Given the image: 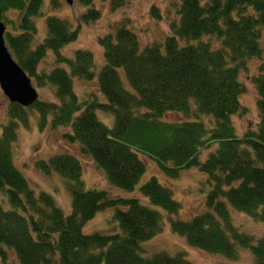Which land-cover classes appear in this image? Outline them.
Instances as JSON below:
<instances>
[{"label":"trees","instance_id":"trees-1","mask_svg":"<svg viewBox=\"0 0 264 264\" xmlns=\"http://www.w3.org/2000/svg\"><path fill=\"white\" fill-rule=\"evenodd\" d=\"M78 1L86 9L77 24L48 14L40 39L37 20L44 16V0H0L3 40L13 61L55 99L37 98L28 106L8 101L6 122L0 120V264H193L183 252L144 254L141 245L162 229L161 211L186 244L230 260L245 249L254 264H264V233L255 239L234 226L230 215L235 210L264 224V0H178L170 34L144 46L125 20L118 21L97 39L103 50L97 79L89 50L62 52L81 23L99 17L92 0ZM57 5L50 0L51 8ZM49 51L54 66L37 70ZM251 58L260 60L251 80L258 121L239 136L232 116L246 112L239 103L245 91L239 76ZM75 79H95L102 99L94 93L79 97ZM98 112L110 115L112 125ZM166 113L184 120L166 121ZM31 117L40 128L47 123L67 128L64 139L76 143L109 184L125 193L145 172L141 156L170 178L197 169L208 186L203 210L186 220L178 217L180 203L154 175L138 188L146 204L87 189L73 154L36 159V171L63 181L71 203L65 214L51 194L31 187L13 162L17 127H27ZM203 150H210L204 160ZM107 208L113 209V227L85 234L83 225Z\"/></svg>","mask_w":264,"mask_h":264},{"label":"rangeland","instance_id":"rangeland-1","mask_svg":"<svg viewBox=\"0 0 264 264\" xmlns=\"http://www.w3.org/2000/svg\"><path fill=\"white\" fill-rule=\"evenodd\" d=\"M59 5L56 8H51L50 0H44V16L37 20L38 35L41 39L44 35V19L48 14L66 18L73 26L78 22L79 14L85 11V7L78 0H72L69 4L65 0H56ZM92 7L97 9L99 17L97 20H91L86 23H81L77 38L71 43L63 47L62 52L66 56H72L76 48L89 50L94 57L96 76L100 66L103 64V50L98 44V37L108 33L118 21L125 20L128 25L134 30L139 40L140 46H144L150 42H161L166 35L170 34L169 24L175 19V9L178 0H92ZM112 2L116 5L112 7ZM151 8H154V14L151 13ZM156 13V14H155ZM16 15V13H10ZM203 41H208L212 47L217 48L218 42L213 38H202ZM49 51L48 54L41 60L37 70H49L54 66L53 56ZM260 60L257 58L248 59L247 70L240 73V82L245 86V91L240 95L239 100L246 112L242 115L232 116V122L236 131V135L241 136L243 132L255 126L258 121V110L256 107L257 91L253 84L252 75L256 74L257 66ZM121 76L123 72L119 69ZM74 89L79 97H86L90 93L96 94L100 99L102 96L99 93L97 82L94 80L86 83L77 82L74 80ZM32 86L36 89L37 98L45 101H55L54 95L47 88H39L30 80ZM6 103L8 99L0 89V120L6 122ZM32 104V103H31ZM100 119L108 126L112 125L111 116L105 115L102 112L97 113ZM166 121H181L184 117L179 113H166L162 117ZM50 117H48V122ZM27 127L19 125L17 127V141L15 145V153L13 162L26 177L31 184V187L36 190H43L54 197L57 205L68 214L71 210L70 196L64 189L61 178L52 174L51 176H43L34 168V161L38 158H46L51 154L67 152L76 156L82 165L81 178L83 185L88 189L104 190L110 196L137 197L141 203H146L147 200L138 193V188L144 181H147L151 176H156L158 181L169 187L173 197L180 203L181 209L178 217L189 219L194 214L203 210L205 195L208 186L205 182L206 175L195 168L182 170L177 178H170L159 171L156 164L149 158L141 156L145 163V172L140 178L139 183L132 192H126L109 184L105 174L96 168L92 158L81 154L78 145L64 139L63 132L67 130L64 127L51 128L47 123L43 128L38 126L35 118H30ZM213 149L215 146H212ZM211 149V150H213ZM210 150H203L202 156L204 160ZM162 229L152 238L145 241L141 246L145 255H153L158 252H166L175 254L183 252L193 264H254V258L251 253L245 249H241L236 260H230L219 254L207 253L204 250L192 247L186 244L184 238L174 234L170 228L167 214L161 211ZM113 209L107 208L93 215L83 225V232L92 233L95 231H108L113 227L112 222ZM231 220L234 226L240 231L252 235L255 239L262 236L264 233V224L252 219L248 215L231 210Z\"/></svg>","mask_w":264,"mask_h":264},{"label":"water","instance_id":"water-1","mask_svg":"<svg viewBox=\"0 0 264 264\" xmlns=\"http://www.w3.org/2000/svg\"><path fill=\"white\" fill-rule=\"evenodd\" d=\"M65 1L72 3V0ZM4 31V24L0 21V89L9 102L28 106L36 100L37 92L8 52L3 40Z\"/></svg>","mask_w":264,"mask_h":264}]
</instances>
